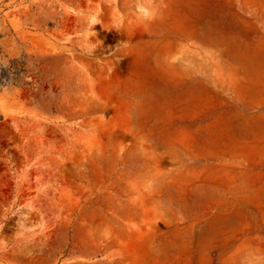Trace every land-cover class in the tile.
Instances as JSON below:
<instances>
[{
	"label": "rangeland",
	"instance_id": "obj_1",
	"mask_svg": "<svg viewBox=\"0 0 264 264\" xmlns=\"http://www.w3.org/2000/svg\"><path fill=\"white\" fill-rule=\"evenodd\" d=\"M0 264H264V0H0Z\"/></svg>",
	"mask_w": 264,
	"mask_h": 264
}]
</instances>
